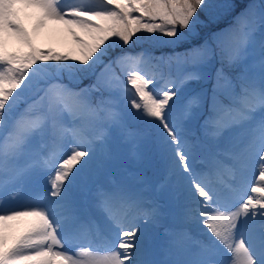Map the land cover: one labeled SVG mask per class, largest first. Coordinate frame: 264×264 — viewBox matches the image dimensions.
<instances>
[{"label": "snow or ice", "instance_id": "snow-or-ice-1", "mask_svg": "<svg viewBox=\"0 0 264 264\" xmlns=\"http://www.w3.org/2000/svg\"><path fill=\"white\" fill-rule=\"evenodd\" d=\"M17 5L38 11L37 31L70 26L78 54L36 48ZM140 33L150 42L134 47ZM117 137L182 186L163 264H264V0H0V264H157L142 224L161 209L143 190L73 192ZM41 178L42 195L5 206ZM18 217L35 219L9 245Z\"/></svg>", "mask_w": 264, "mask_h": 264}, {"label": "rangeland", "instance_id": "rangeland-1", "mask_svg": "<svg viewBox=\"0 0 264 264\" xmlns=\"http://www.w3.org/2000/svg\"><path fill=\"white\" fill-rule=\"evenodd\" d=\"M217 2H224V0H217ZM16 7L19 11L21 22L32 37L34 46L45 50L51 49L35 40L33 31L38 11L32 8H25L22 5H17ZM219 23L220 26H224L227 21L221 19ZM138 35L141 36V39L137 41L134 47H142L150 42L147 39L149 34L140 33ZM5 39L9 52L28 50L26 46L22 45L9 34H5ZM261 40L262 37L258 31L253 52V55L257 58L260 56ZM80 47L74 48L72 44H68L67 46L60 47L61 49L51 50L54 53L74 55L78 54ZM202 87L203 85L196 81H192L186 85L187 90L193 93L199 91ZM206 147L211 149L215 145L212 141H208ZM223 159L225 160V164L230 163L227 158ZM225 178L227 179V176ZM111 180L123 181L143 190L148 201L154 202L161 209L160 218L156 224H142L145 258L156 261L157 264H163L164 261L174 259L166 251L168 244L167 231L182 226L180 205L183 203V192L178 180L166 170L165 162L159 159H139L132 152L129 145L117 137L112 143L110 155L107 157L98 156L91 169L83 173L73 185V192L82 203L87 204L90 200V191L95 183ZM46 186L44 178H41L38 182H32L20 189L16 199L6 200L5 206L17 207L23 205L42 195L43 189ZM34 219L33 217H18L6 222L4 235L7 238L8 244L10 245L13 239L28 229L34 222Z\"/></svg>", "mask_w": 264, "mask_h": 264}, {"label": "bare ground", "instance_id": "bare-ground-1", "mask_svg": "<svg viewBox=\"0 0 264 264\" xmlns=\"http://www.w3.org/2000/svg\"><path fill=\"white\" fill-rule=\"evenodd\" d=\"M70 26H66L60 21H48L45 26L38 31L34 29L33 34L35 40L41 45L55 49L67 46L68 44L78 48L80 45L74 40L72 31L69 30ZM76 33L84 40L90 41V37L80 29H75Z\"/></svg>", "mask_w": 264, "mask_h": 264}]
</instances>
